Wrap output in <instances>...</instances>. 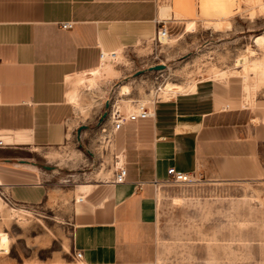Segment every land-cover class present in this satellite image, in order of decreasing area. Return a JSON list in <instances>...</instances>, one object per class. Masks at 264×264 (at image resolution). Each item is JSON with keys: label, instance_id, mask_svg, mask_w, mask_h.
Wrapping results in <instances>:
<instances>
[{"label": "crops", "instance_id": "0c3cea01", "mask_svg": "<svg viewBox=\"0 0 264 264\" xmlns=\"http://www.w3.org/2000/svg\"><path fill=\"white\" fill-rule=\"evenodd\" d=\"M166 1L0 0V159L10 161L0 163V186L11 198L30 204L44 198L39 173L11 161H23L30 147L61 145L73 137L85 112L68 99L74 88L81 93L73 80L98 67L101 51L118 56L157 37L162 21L169 20L160 16ZM173 16L172 7L170 20L177 21ZM68 21L72 27L62 28ZM109 67L96 69L95 85L85 84L82 93H104L105 104L109 93L129 95L122 91L127 69ZM202 93L196 82L195 91L152 101L150 117L113 131L115 162L125 163L127 178L98 183L77 197L72 249L82 251L83 264L152 258L158 190L169 180L170 167L212 181L263 177L264 99L235 101L219 95L236 93L225 88L211 98Z\"/></svg>", "mask_w": 264, "mask_h": 264}, {"label": "rangeland", "instance_id": "374dc122", "mask_svg": "<svg viewBox=\"0 0 264 264\" xmlns=\"http://www.w3.org/2000/svg\"><path fill=\"white\" fill-rule=\"evenodd\" d=\"M166 2L179 20L165 21L169 40L154 38L119 53L114 62L106 61L107 70L112 65L127 69L122 82L130 88L129 95L119 98L109 93L110 108L119 105L124 113L138 111L142 103L151 108L152 101L163 99L160 88L169 83L197 82L206 98L225 88L236 93L219 95L235 101L263 100L264 46L255 37L264 34V0ZM188 19L196 21L195 30H186ZM159 64L166 66L149 70ZM245 66L255 71L257 82L241 77ZM139 70L144 72L135 75ZM83 88L79 102L85 112L79 115L88 128L81 140L75 130L64 144L30 147L23 161H11L14 167L39 173L46 194L30 204L15 201L0 186V264H83L74 259L72 249L76 199L112 180L118 148L109 114L99 121L106 111L104 93L94 98V93H82ZM5 162L10 161L0 159ZM259 175L263 177L235 181H212L200 174L195 182L169 179L158 190L152 258L113 264H264V169Z\"/></svg>", "mask_w": 264, "mask_h": 264}, {"label": "bare ground", "instance_id": "6f19581e", "mask_svg": "<svg viewBox=\"0 0 264 264\" xmlns=\"http://www.w3.org/2000/svg\"><path fill=\"white\" fill-rule=\"evenodd\" d=\"M171 12H172V6L170 4H163V5H161V8H160V16L163 19H170L171 18ZM185 24H186V30L187 31H193V30H195V27H196V21L195 20L188 19V20H186ZM156 38L158 39V41H162V40L167 41V40L170 39L168 33L167 34L161 33L160 36L159 37L158 36L155 37V39ZM255 40H256V42H258L259 44H261V45L264 46V34H261V35L256 36L255 37ZM104 53L105 54H104L103 58L101 59L100 64L98 65V67L95 68V70L96 69H99V71L105 70L104 68L106 67L107 64H109L106 61H110V60L112 61V59H111V53L112 52H104ZM114 53H116V52H114ZM116 56H117V53H116V55L113 58L114 59H117ZM95 70L94 71L91 70V71L86 72V73H83L81 75V76H86L87 75V76H91V77H89V78L82 77V78L78 79L77 84L79 85V87L80 86L82 87L85 84L86 85H90L92 87L95 85L96 80H95V77H93V76H96V75L99 74V72L95 74ZM240 72H241V77H243V79L246 82H248V79L249 78L253 82H257L258 79H260L259 77H256L255 78V76H252V74H256V73H255V71H250V69L247 66L243 67V69H241ZM86 81H88V83H85ZM195 90H196V82H192L191 84H189L187 86L186 85H182V84H178V83H169V84L166 85V88L164 90H162L161 95L163 96V99H169V98L175 96L180 91H188V92H191L192 91L193 92ZM122 91L124 92L123 94H130V88H129V86H127L126 84H124L122 86ZM67 96H68V99L70 101L74 102L76 105H78V107H82L81 104H80V102H79V98L81 96V93L79 92L78 88H74L73 90H71L70 92H68L67 93ZM142 104H144V103H142ZM151 115H152V113H151ZM80 197H78V199Z\"/></svg>", "mask_w": 264, "mask_h": 264}, {"label": "built area", "instance_id": "2783aa9c", "mask_svg": "<svg viewBox=\"0 0 264 264\" xmlns=\"http://www.w3.org/2000/svg\"><path fill=\"white\" fill-rule=\"evenodd\" d=\"M161 23V22H160ZM163 23V24H162ZM160 24V27H158L157 30V36L159 37L161 33L163 34H169L168 27L166 26L165 22H162ZM73 25V22L68 21V22H63L61 23V27L64 29L71 28ZM104 51H101L100 53V61L104 56ZM116 53L114 51L111 53V59L114 62V56ZM109 116L111 117L113 121V131L118 130L122 127L123 124L126 122H135L139 119H146L151 116V108L144 105L140 104L139 110L138 111H132L129 113H124L119 105H113L111 106L109 110ZM115 167L116 171L113 175L112 181L115 183H122L126 181L127 178V167L125 166V163H122L121 160L119 159L118 161L115 162ZM168 174L170 176V180L174 183H187V182H195L198 179V174H193V173H184L182 171L176 170L174 167H170L168 169ZM77 200V199H76ZM74 259L76 261H79L83 263V253L82 251H75L74 252Z\"/></svg>", "mask_w": 264, "mask_h": 264}, {"label": "water", "instance_id": "95a60500", "mask_svg": "<svg viewBox=\"0 0 264 264\" xmlns=\"http://www.w3.org/2000/svg\"><path fill=\"white\" fill-rule=\"evenodd\" d=\"M165 64H159V65H153V66H150L149 67V70H153V69H163V68H165ZM144 72V70H139V71H137L136 73H135V75H139V74H142ZM110 108V103L109 102H107L106 103V111L103 113V115L100 117V119H99V121H100V123L108 116V114H109V111H108V109ZM86 128H88V125H86V124H82V125H80L78 128H77V132H76V134H77V140L78 141H80L81 140V134H82V131L84 130V129H86ZM43 167L44 168H46V169H52L53 167L52 166H49V165H43Z\"/></svg>", "mask_w": 264, "mask_h": 264}]
</instances>
